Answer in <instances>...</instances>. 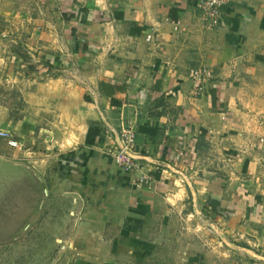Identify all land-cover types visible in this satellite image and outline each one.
<instances>
[{
	"label": "crops",
	"instance_id": "crops-1",
	"mask_svg": "<svg viewBox=\"0 0 264 264\" xmlns=\"http://www.w3.org/2000/svg\"><path fill=\"white\" fill-rule=\"evenodd\" d=\"M40 1L0 0V154L27 157L68 200V264H264V0L223 7L212 52L194 35L195 0H174V39L167 0ZM9 45L59 78H19ZM194 67L211 72L197 96ZM122 118L139 171L106 154Z\"/></svg>",
	"mask_w": 264,
	"mask_h": 264
},
{
	"label": "rangeland",
	"instance_id": "rangeland-1",
	"mask_svg": "<svg viewBox=\"0 0 264 264\" xmlns=\"http://www.w3.org/2000/svg\"><path fill=\"white\" fill-rule=\"evenodd\" d=\"M34 1L35 3L41 2L40 0ZM148 1V5L153 2L152 0ZM122 3L123 0H117L116 6L119 7ZM174 6H176L174 0H167V2L157 5L159 9L162 7V11L167 14V18H164V24L171 25L169 39H174V35L181 36L183 32V26H181L179 19H174ZM1 9L4 16L3 22H7L10 14H6L7 11L4 7ZM195 20L198 23L197 19ZM172 26H176L177 29H172ZM200 29L205 31L196 30L198 32L194 34L199 39L198 43L212 52L214 46L217 45L218 37H222L217 31L219 29ZM74 32L75 30L70 32V35H74ZM3 33L6 34L7 32L4 31ZM6 47L9 48L12 57L14 56L16 65H14L13 73L19 75V78L35 79V81L40 82L50 78H59L57 68L55 71L53 66H47L48 64L36 56L26 60L23 57L26 54L24 51L28 50L26 46L12 45L10 47L9 45ZM18 50L23 54H19ZM2 64L0 63V73H2L1 70L5 71L8 68V65L3 68ZM50 70L54 71L49 73ZM83 70L87 71L86 68ZM2 74L4 75V73ZM68 78L71 81L77 79L73 72L68 74ZM8 86V88L12 87L11 84ZM195 164H199V161ZM198 174L195 173V175ZM173 175L179 176V174L174 173ZM182 177L183 183L185 180L188 181L187 173H183ZM69 206L68 200L50 192L48 175L42 169L34 168L27 157L1 153L0 264H68L70 260V254L66 248L68 242L63 235L68 224L64 217L68 214ZM170 209V212H174V205ZM198 222L200 223V221ZM202 228V225L198 227L199 232Z\"/></svg>",
	"mask_w": 264,
	"mask_h": 264
},
{
	"label": "built area",
	"instance_id": "built-area-1",
	"mask_svg": "<svg viewBox=\"0 0 264 264\" xmlns=\"http://www.w3.org/2000/svg\"><path fill=\"white\" fill-rule=\"evenodd\" d=\"M231 0H195L192 8L195 12V19L201 28L204 29H220L223 26L222 8L227 6ZM177 29L174 26V30ZM150 39V35L146 36V40ZM20 67H22L20 65ZM188 80L192 84V95L197 96L203 93L206 82L211 78V72L205 67L190 68L186 74ZM256 125L261 127V133L256 138L257 143L261 146L260 160L264 166V117L258 118ZM135 123L128 118L120 119L116 142L113 148L106 152L111 162L122 172L130 173L139 171L140 164L135 151ZM1 138L9 137L6 132H0ZM7 144L14 147L16 143L8 140ZM137 183H148L145 174H140Z\"/></svg>",
	"mask_w": 264,
	"mask_h": 264
}]
</instances>
